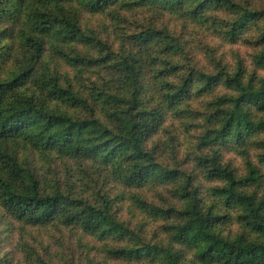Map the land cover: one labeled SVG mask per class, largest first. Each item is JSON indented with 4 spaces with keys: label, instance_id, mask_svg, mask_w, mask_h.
Instances as JSON below:
<instances>
[{
    "label": "trees",
    "instance_id": "obj_1",
    "mask_svg": "<svg viewBox=\"0 0 264 264\" xmlns=\"http://www.w3.org/2000/svg\"><path fill=\"white\" fill-rule=\"evenodd\" d=\"M4 223L0 264H264V0H0Z\"/></svg>",
    "mask_w": 264,
    "mask_h": 264
},
{
    "label": "rangeland",
    "instance_id": "obj_2",
    "mask_svg": "<svg viewBox=\"0 0 264 264\" xmlns=\"http://www.w3.org/2000/svg\"><path fill=\"white\" fill-rule=\"evenodd\" d=\"M5 225H6V223L0 224V241H1V232L5 231L4 230L6 227ZM55 231H56V229L53 227L50 229H47V230H40V229L35 230V232L40 233L39 235L44 240L43 245H45V246L50 245L51 241H53L54 246H56V244L60 242L61 235ZM115 264H124V263H115Z\"/></svg>",
    "mask_w": 264,
    "mask_h": 264
}]
</instances>
